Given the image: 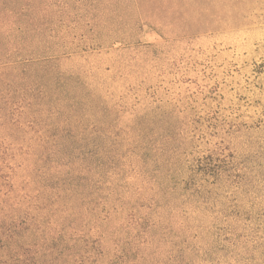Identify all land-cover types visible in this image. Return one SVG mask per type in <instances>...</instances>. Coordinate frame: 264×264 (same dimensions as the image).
I'll list each match as a JSON object with an SVG mask.
<instances>
[{
    "label": "rangeland",
    "instance_id": "obj_1",
    "mask_svg": "<svg viewBox=\"0 0 264 264\" xmlns=\"http://www.w3.org/2000/svg\"><path fill=\"white\" fill-rule=\"evenodd\" d=\"M48 1L0 32V264H202L237 225L264 255V0Z\"/></svg>",
    "mask_w": 264,
    "mask_h": 264
},
{
    "label": "trees",
    "instance_id": "obj_2",
    "mask_svg": "<svg viewBox=\"0 0 264 264\" xmlns=\"http://www.w3.org/2000/svg\"><path fill=\"white\" fill-rule=\"evenodd\" d=\"M50 5H52V3H49L48 0H0V32L15 31L20 33L25 31L28 35L32 33L36 34L35 26H37L39 21L42 22L45 20L46 10ZM40 35H42V31L37 35V38ZM6 43L9 42L7 41ZM142 119L143 117L138 120L142 121ZM139 143V149L133 150L132 152L136 154L137 159H139L141 163V169H143L146 163V155L142 140ZM219 160H221L220 157ZM217 163L215 164L217 165ZM216 165H212L211 162L204 165L201 162L199 163V169L193 167L190 173L179 179L178 182L171 184L170 188H161V191H163L165 197H176V201L180 204L178 208H183L185 204L192 203L193 201L210 204L211 199L208 198L210 188L207 185L210 183L211 179L219 178L222 174V172H219L220 169L217 171L219 173H213L212 167H216ZM217 168L221 167L219 166ZM196 171L202 175L200 178L201 181L196 176ZM158 185L162 186L160 176L158 177ZM171 209L175 210L176 208L172 206L170 207V210ZM240 217L245 216L244 214H240L238 218ZM209 228L213 231L210 239L216 240V242L218 240L217 236L224 230L225 235L230 236L228 244L235 254H229L228 257L222 256L215 259H208L206 253L194 254L202 260V264H264V255L262 253L260 255L255 253L250 254L249 251H246L249 249L246 247V245L249 244L248 241L238 238L241 237V235L238 234V231L241 230V225L229 227L227 229L220 227L216 229L213 226Z\"/></svg>",
    "mask_w": 264,
    "mask_h": 264
}]
</instances>
